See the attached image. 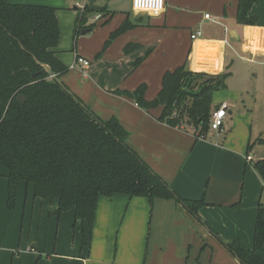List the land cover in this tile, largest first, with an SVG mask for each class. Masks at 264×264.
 <instances>
[{
	"label": "crops",
	"instance_id": "obj_1",
	"mask_svg": "<svg viewBox=\"0 0 264 264\" xmlns=\"http://www.w3.org/2000/svg\"><path fill=\"white\" fill-rule=\"evenodd\" d=\"M96 1L104 11L89 13L80 29L79 10H66L73 0H8L55 9L53 52L69 68L60 81L99 119L115 118L127 146L179 197L204 205L197 218L174 200L99 196L89 229L70 210L56 216L57 201L34 198L23 182L10 211L0 166V264H240L224 244L238 238L252 248L259 209L264 219V184L254 168L264 161V0L249 11L255 25L236 22L238 0ZM126 21L131 28L109 41ZM77 57L89 65L71 69ZM182 66L226 75L211 95V111L227 106L223 132L196 140L191 128L160 121L162 106L146 111L115 93L143 85L151 102L164 74Z\"/></svg>",
	"mask_w": 264,
	"mask_h": 264
},
{
	"label": "trees",
	"instance_id": "obj_2",
	"mask_svg": "<svg viewBox=\"0 0 264 264\" xmlns=\"http://www.w3.org/2000/svg\"><path fill=\"white\" fill-rule=\"evenodd\" d=\"M256 1L238 0V24H256L255 18L248 16ZM102 10L90 11L85 6L79 11L77 28H85L89 13ZM131 26L123 23L109 41ZM59 36L55 9L0 0V166L7 171V208L14 210L17 186L23 182L34 198L57 201L56 216L70 210L75 222H86L89 229L97 198L114 194L146 198L150 205L155 199L174 200L198 218L203 200L179 197L127 146L128 133L115 118L102 121L65 84L56 82L69 69L53 52ZM42 65L50 68L51 75ZM192 74L206 76L184 66L165 73L161 91L151 102L144 99L143 85L134 92L115 93L146 111L162 106L160 121L180 127L186 119L185 126L192 128L196 140L204 139L210 133L211 95L223 87L226 75L218 79L208 76L195 87ZM19 96L25 99L23 104L17 101ZM254 168L264 184V161L255 163ZM84 238L85 233L83 245ZM224 246L240 264H264L261 210L255 220L252 248H246L238 238Z\"/></svg>",
	"mask_w": 264,
	"mask_h": 264
},
{
	"label": "built area",
	"instance_id": "obj_3",
	"mask_svg": "<svg viewBox=\"0 0 264 264\" xmlns=\"http://www.w3.org/2000/svg\"><path fill=\"white\" fill-rule=\"evenodd\" d=\"M88 1L89 0H83L82 4H78V8L80 11H82L85 6L88 5ZM204 18L208 19L209 15H205ZM100 19L99 15H95L93 17V20L96 21ZM200 33H197V35H191V39H195L197 36H199ZM89 65V61L81 58V57H77L75 60V63L71 66V69L75 68V67H87ZM226 112H227V106L226 105H220L218 106L217 110H214L211 114V119H210V132H214V133H221L223 132V121L226 117ZM247 161H251L250 157L246 158Z\"/></svg>",
	"mask_w": 264,
	"mask_h": 264
},
{
	"label": "rangeland",
	"instance_id": "obj_4",
	"mask_svg": "<svg viewBox=\"0 0 264 264\" xmlns=\"http://www.w3.org/2000/svg\"><path fill=\"white\" fill-rule=\"evenodd\" d=\"M90 1V0H89ZM108 1H110V3H112V1L113 0H97L96 1V5L99 3V5H97V6H103V5H105ZM126 1L127 0H115V3L117 4V6H124V5H126ZM98 2V3H97ZM83 3V0H73V4L70 2V4H69V8L68 9H66L67 11H72V8L74 7V8H78V4H82ZM88 6V5H87ZM256 8H258V9H261V8H259V6H256ZM79 10V9H78ZM80 11V10H79ZM260 14H262V12H260ZM259 14V15H260ZM263 16V15H262ZM89 18H92V16L91 17H89ZM191 84L193 85V86H195V87H199L200 85H202L203 83H205V81H207V79H209L207 76H202V77H200L199 75H194V74H192V76H191ZM254 87H258V85L257 84H255L254 85ZM213 109V108H212ZM213 111V110H212ZM186 122H187V120L186 119H184L183 120V125H185L186 124ZM189 128V127H188ZM191 128V127H190ZM192 129V128H191Z\"/></svg>",
	"mask_w": 264,
	"mask_h": 264
},
{
	"label": "water",
	"instance_id": "obj_5",
	"mask_svg": "<svg viewBox=\"0 0 264 264\" xmlns=\"http://www.w3.org/2000/svg\"><path fill=\"white\" fill-rule=\"evenodd\" d=\"M93 3H94V0H90L88 1V6L90 7V11H93L96 7L93 6ZM90 31V29H85L81 32V34H86ZM43 69L45 70V72L48 74V75H51V70L48 66L46 65H42ZM56 82L60 83V80L56 79ZM70 93V92H69ZM71 94V93H70ZM75 101H77V99L74 97L73 98ZM17 101L20 102V103H24L25 99L22 97V96H19L17 97ZM218 109V106H214L213 110H217Z\"/></svg>",
	"mask_w": 264,
	"mask_h": 264
},
{
	"label": "clouds",
	"instance_id": "obj_6",
	"mask_svg": "<svg viewBox=\"0 0 264 264\" xmlns=\"http://www.w3.org/2000/svg\"><path fill=\"white\" fill-rule=\"evenodd\" d=\"M161 11H163V8L161 9Z\"/></svg>",
	"mask_w": 264,
	"mask_h": 264
}]
</instances>
